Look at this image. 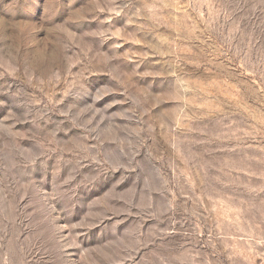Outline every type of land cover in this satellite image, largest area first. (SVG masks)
Here are the masks:
<instances>
[{"label":"rangeland","instance_id":"rangeland-1","mask_svg":"<svg viewBox=\"0 0 264 264\" xmlns=\"http://www.w3.org/2000/svg\"><path fill=\"white\" fill-rule=\"evenodd\" d=\"M0 264H264V0H0Z\"/></svg>","mask_w":264,"mask_h":264}]
</instances>
